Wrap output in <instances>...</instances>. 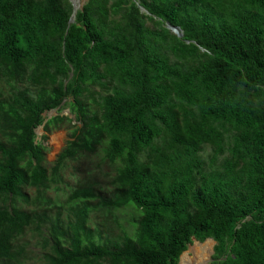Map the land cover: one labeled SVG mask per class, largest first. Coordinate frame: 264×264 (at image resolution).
<instances>
[{
    "label": "trees",
    "instance_id": "obj_1",
    "mask_svg": "<svg viewBox=\"0 0 264 264\" xmlns=\"http://www.w3.org/2000/svg\"><path fill=\"white\" fill-rule=\"evenodd\" d=\"M93 155L110 199L88 169L63 182ZM206 239L210 264H264V0H0V264H179Z\"/></svg>",
    "mask_w": 264,
    "mask_h": 264
},
{
    "label": "rangeland",
    "instance_id": "obj_2",
    "mask_svg": "<svg viewBox=\"0 0 264 264\" xmlns=\"http://www.w3.org/2000/svg\"><path fill=\"white\" fill-rule=\"evenodd\" d=\"M72 5L78 6L80 9L85 2V0H70ZM78 9V10H79ZM59 111L52 110L50 112H46L43 114L44 119H49L55 116ZM61 115L69 116V112L67 108L60 110ZM69 118H73L69 116ZM37 140L43 135L42 127L37 128L36 130ZM68 139L67 132L65 130H57L48 135V139L45 142V146L48 148V153L46 155V164L45 166L49 168L52 166L54 161L56 160L57 155L60 153L61 149L64 147L66 140ZM78 166V170L80 174L74 171V167ZM88 169L91 172L89 175H85L87 178L89 177L88 182H97L98 188L100 192L98 194L105 200L110 199L113 196V186L111 185L112 180V169L103 161H101L98 155H93L88 160H80L78 163H68L67 167L61 172L63 177V182L66 183L68 187H73L76 183L77 178H80L81 175H84V170ZM83 176V177H85ZM67 191L65 187L63 190L58 192L51 190L47 193V198L51 201L64 202L67 197ZM92 205H97V209L91 213L90 224L94 226H100L102 229L106 227L112 231L113 235H117L120 231V227L125 228L129 234L132 233V227L129 224V221L134 217V212L132 209H118V210H110V212L106 211L105 208L101 207L98 201H91ZM53 213V212H52ZM116 218V219H115ZM104 225V226H102ZM37 237L32 233H28L26 237L22 239V242L30 244L31 252L41 253L40 248L36 246ZM209 240H205L200 243L195 240H192V243L188 246L187 250L180 256L179 264H196V254L195 247L198 244L206 245ZM213 242L210 243V254L206 259V262L203 264H210L213 256ZM24 264H40V261L36 256H31L29 260H27Z\"/></svg>",
    "mask_w": 264,
    "mask_h": 264
},
{
    "label": "bare ground",
    "instance_id": "obj_3",
    "mask_svg": "<svg viewBox=\"0 0 264 264\" xmlns=\"http://www.w3.org/2000/svg\"><path fill=\"white\" fill-rule=\"evenodd\" d=\"M75 10H78V6H75ZM211 242L213 241L209 240V242L206 245L198 244L195 247V254H196L195 262H197L196 264H203L206 262V259L209 257L210 254Z\"/></svg>",
    "mask_w": 264,
    "mask_h": 264
},
{
    "label": "water",
    "instance_id": "obj_4",
    "mask_svg": "<svg viewBox=\"0 0 264 264\" xmlns=\"http://www.w3.org/2000/svg\"><path fill=\"white\" fill-rule=\"evenodd\" d=\"M73 6V13H75L77 10H75V5H72ZM79 9V8H78ZM140 11H144L142 8H140ZM69 22H72V19L69 20ZM166 28L169 29L175 36L177 37H181L182 36V32L180 31L179 28L177 27H172L170 25H166ZM208 240H211V239H208ZM213 244H215L213 242Z\"/></svg>",
    "mask_w": 264,
    "mask_h": 264
},
{
    "label": "clouds",
    "instance_id": "obj_5",
    "mask_svg": "<svg viewBox=\"0 0 264 264\" xmlns=\"http://www.w3.org/2000/svg\"><path fill=\"white\" fill-rule=\"evenodd\" d=\"M49 112H50V111H49ZM43 114H44V113H43ZM43 118H44V117H43ZM49 119H50V118H49ZM44 120H45V119H44ZM46 120H48V119H46ZM46 120H45V121H46ZM39 127H42V126H39ZM39 127H38V128H39ZM36 130H37V128H36ZM36 130H35V132H36ZM42 131H43V130H42ZM52 133H53V132H52ZM35 134H36V133H35ZM43 135H44V132H43ZM49 135H50V134H49ZM39 140H40V139H39ZM44 144H45V143H44ZM206 240H207V239H206Z\"/></svg>",
    "mask_w": 264,
    "mask_h": 264
}]
</instances>
